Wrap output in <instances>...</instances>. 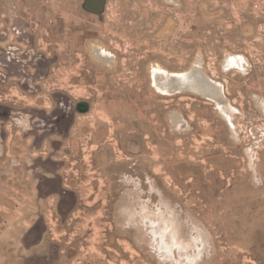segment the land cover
I'll return each instance as SVG.
<instances>
[{
  "label": "rangeland",
  "instance_id": "1",
  "mask_svg": "<svg viewBox=\"0 0 264 264\" xmlns=\"http://www.w3.org/2000/svg\"><path fill=\"white\" fill-rule=\"evenodd\" d=\"M99 2L0 0V264H264V0Z\"/></svg>",
  "mask_w": 264,
  "mask_h": 264
},
{
  "label": "bare ground",
  "instance_id": "2",
  "mask_svg": "<svg viewBox=\"0 0 264 264\" xmlns=\"http://www.w3.org/2000/svg\"><path fill=\"white\" fill-rule=\"evenodd\" d=\"M108 55V54H107ZM238 57V56H237ZM239 61H237L235 58H231V57H229L228 59H230V62H229V64H226V67L227 68H225V69H228V68H235V67H240V63H246L247 62V60H246V58L242 55H240L239 57ZM248 65V64H247ZM235 66V67H234ZM220 86V85H219ZM262 105H263V103H262ZM220 107V106H219ZM222 107V106H221ZM227 110V109H226ZM263 110H264V107H263ZM230 116V115H229ZM232 124V123H231ZM121 153V152H120Z\"/></svg>",
  "mask_w": 264,
  "mask_h": 264
},
{
  "label": "water",
  "instance_id": "3",
  "mask_svg": "<svg viewBox=\"0 0 264 264\" xmlns=\"http://www.w3.org/2000/svg\"><path fill=\"white\" fill-rule=\"evenodd\" d=\"M85 1H86V4H84V5H85L84 7H87V6H86L87 3H88L89 5H91L90 2H93L94 0H85ZM100 1H101V4H100V2H99L100 5H97V7L88 8V9H89L91 12H94V13H96V14H100V13L103 11L102 0H100Z\"/></svg>",
  "mask_w": 264,
  "mask_h": 264
},
{
  "label": "crops",
  "instance_id": "4",
  "mask_svg": "<svg viewBox=\"0 0 264 264\" xmlns=\"http://www.w3.org/2000/svg\"><path fill=\"white\" fill-rule=\"evenodd\" d=\"M1 14H2V13H0V16H1ZM2 16H3V15H2ZM230 56H231V58H235L237 61L239 60V58H238L237 56H232V55H230ZM230 56H229V57H230ZM229 62H230V59L227 60V64H229Z\"/></svg>",
  "mask_w": 264,
  "mask_h": 264
},
{
  "label": "flooded vegetation",
  "instance_id": "5",
  "mask_svg": "<svg viewBox=\"0 0 264 264\" xmlns=\"http://www.w3.org/2000/svg\"><path fill=\"white\" fill-rule=\"evenodd\" d=\"M94 6H97V3H95ZM0 18H1V16H0ZM0 33H3V31L1 30ZM1 75H2V74H1Z\"/></svg>",
  "mask_w": 264,
  "mask_h": 264
},
{
  "label": "built area",
  "instance_id": "6",
  "mask_svg": "<svg viewBox=\"0 0 264 264\" xmlns=\"http://www.w3.org/2000/svg\"><path fill=\"white\" fill-rule=\"evenodd\" d=\"M213 65V63L210 64V66ZM212 67V66H211Z\"/></svg>",
  "mask_w": 264,
  "mask_h": 264
}]
</instances>
